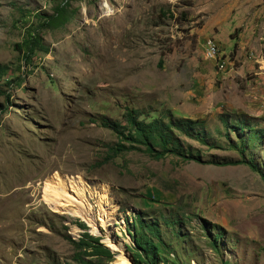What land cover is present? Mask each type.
<instances>
[{"label":"rangeland","instance_id":"rangeland-1","mask_svg":"<svg viewBox=\"0 0 264 264\" xmlns=\"http://www.w3.org/2000/svg\"><path fill=\"white\" fill-rule=\"evenodd\" d=\"M64 2L72 17L38 32L48 51L23 64L13 45ZM0 64V264H77L65 237L82 233L111 240L112 261L97 264H131L137 215L156 224L164 264H264V0H0ZM125 109L204 120L216 146L173 132L200 162L104 161L116 136L100 119L122 126ZM219 115L249 118L257 139L227 132ZM240 160L256 172L209 164ZM73 190L89 205L72 204Z\"/></svg>","mask_w":264,"mask_h":264},{"label":"trees","instance_id":"trees-1","mask_svg":"<svg viewBox=\"0 0 264 264\" xmlns=\"http://www.w3.org/2000/svg\"><path fill=\"white\" fill-rule=\"evenodd\" d=\"M66 2L52 8L51 14L40 17L35 15L39 20L37 26L29 31L19 44H14V49L20 54L23 64L36 54H46L48 47L41 43L38 35L40 31L54 30L62 27L72 17L73 12L66 11ZM8 66L0 64V81L7 76ZM9 78V76L7 77ZM11 79V78H9ZM11 81H6V84ZM3 93L0 91V96ZM4 97L7 99V95ZM124 125H119L117 122L100 119V126L112 131L116 136V142L108 148V154L104 161H108L113 157L126 152H141L148 155L154 160L161 159L167 154H173L187 161L200 162L198 155H191L179 149L177 139L174 133L182 135L186 138L194 139L200 144L207 147H214L211 143L206 142L207 131L205 130L204 120H191L188 118H171L167 116L166 121L159 118H152L149 121L138 119L139 115L136 110L125 109L123 113ZM218 121L227 132L241 135L244 130L257 139L258 132L253 129L251 120L243 115L235 116H218ZM248 135L247 137H249ZM229 148H234L231 144ZM236 149V148H234ZM244 151L243 147L239 150ZM213 165H236L244 164L250 170L256 172V168L250 161L240 160L236 162H209ZM75 226L79 229H84V225L76 223ZM128 227V226H127ZM128 234L131 235V244L126 250L131 255L133 264H164L165 260L157 256L160 242L158 238V228L156 224L145 223L140 216L135 217V222L131 225V230L127 228ZM147 235L157 239L154 243ZM221 238V233L213 232L210 240L212 249L216 248L217 241ZM65 240L73 249L72 261L77 264H97L101 261L111 262L114 254L106 247L99 243V238L92 237L87 233H82L77 240H71L65 237ZM104 245L108 246L106 238L103 239ZM137 252V253H136ZM122 258L116 254L115 260Z\"/></svg>","mask_w":264,"mask_h":264},{"label":"bare ground","instance_id":"bare-ground-1","mask_svg":"<svg viewBox=\"0 0 264 264\" xmlns=\"http://www.w3.org/2000/svg\"><path fill=\"white\" fill-rule=\"evenodd\" d=\"M210 47H211V51L208 53L209 54V56H213L214 55V45H212L211 43H210ZM215 54H216V52H215ZM50 187H52V188H56L57 186L56 185H50ZM79 191H81V193H79ZM73 193L74 194H76V195H78V196H80L81 197V201H80V203H77L76 201H74L72 204H76V205H78V206H80V208H82V204L83 205H89V203H87V201H86V198L83 196V192H82V190H76V191H74L73 190ZM54 197H50V204L51 205H53V206H59V207H65V204L63 203V204H60L59 202L57 203L56 201H54V199H53ZM64 199V198H63ZM66 202V201H65ZM100 207V206H99ZM99 209H101V208H99ZM115 210V209H114ZM113 210V211H114ZM110 212H111V210H110ZM104 214H106L107 215V212H104ZM76 215H78L79 216V218H81V219H83L87 224H88V226L90 227V229H91V231L92 232H97L96 230H97V228H96V225L94 224V221L93 220H90V219H88V218H86L84 215H83V213H76ZM102 222H104V221H102ZM102 226L104 227V229H105V227L107 226V222L105 221L103 224H102ZM108 248H110L111 249V247H109L108 246ZM120 249V247L118 248V250ZM111 251H112V249H111ZM131 262V261H130ZM117 263L118 264H129L128 263V261L127 260H125V259H119L118 261H117Z\"/></svg>","mask_w":264,"mask_h":264},{"label":"water","instance_id":"water-1","mask_svg":"<svg viewBox=\"0 0 264 264\" xmlns=\"http://www.w3.org/2000/svg\"><path fill=\"white\" fill-rule=\"evenodd\" d=\"M92 235H94V234H92ZM110 241H111V240H109V242H110ZM105 247L111 251V249L108 248V246L105 245ZM111 252H112V251H111ZM130 261H131V260H130ZM131 264H133V263L131 262Z\"/></svg>","mask_w":264,"mask_h":264}]
</instances>
